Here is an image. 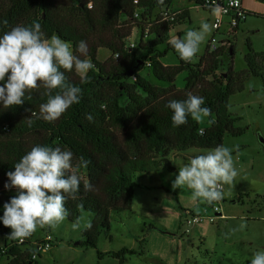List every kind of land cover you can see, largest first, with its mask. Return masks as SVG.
Masks as SVG:
<instances>
[{"label":"trees","instance_id":"16d2710c","mask_svg":"<svg viewBox=\"0 0 264 264\" xmlns=\"http://www.w3.org/2000/svg\"><path fill=\"white\" fill-rule=\"evenodd\" d=\"M195 1L211 10L205 0ZM173 3L174 0H164L161 6L157 0H0V21L9 22L8 27L0 25V35L12 26H27L36 20L47 38L58 35L71 44L77 55V42L85 40L88 54L81 59L95 65L87 73V83H81L74 70L65 71L67 82L79 86L82 96L54 122L38 118L39 106L47 101V96L41 94L43 88L26 93L23 105L8 109L0 105V217L4 203L17 195L15 188L4 186L9 182L7 173L15 170L14 164L35 145L68 149L74 154V165L80 157L89 161L78 172L89 180L93 190L85 192L81 183L76 198L66 201L67 218L75 222L83 212H91L92 227L84 229L82 243L96 248L99 259L112 256L125 264L128 255L142 250L125 246L103 251L98 244L102 235L112 237L113 212H132L138 178L162 169L175 173L179 168L173 156L188 159L192 155L184 152L192 148H215L223 144L227 134L245 132L244 127L235 126L238 117L230 112V98L245 89L250 77L260 76L264 81V51L254 50L247 36V68L238 71L233 65L235 43L230 38L228 45L217 50H211L209 44L196 63L180 58L178 64H165L162 58L174 48L168 43L161 49V45L168 41L171 28L190 18L188 8L175 9ZM167 10L175 12L174 19L164 15ZM248 16L264 18L255 12H246ZM246 18L235 28V34ZM101 48L108 49L110 56L100 58ZM184 71L187 76L180 87L176 80ZM189 93L205 98L202 107L210 109L208 125L189 116L185 125L173 126L172 110L165 105L170 100H185ZM29 95L31 99H27ZM86 113L93 115L94 122L85 119ZM29 119L33 121L31 126ZM11 231L1 220L0 255L8 257L7 264L37 262L33 257L36 250L27 245L30 239L23 243L9 239ZM140 244L142 249L144 241Z\"/></svg>","mask_w":264,"mask_h":264},{"label":"clouds","instance_id":"9594fccd","mask_svg":"<svg viewBox=\"0 0 264 264\" xmlns=\"http://www.w3.org/2000/svg\"><path fill=\"white\" fill-rule=\"evenodd\" d=\"M157 3L162 6L164 0H157ZM0 25L8 27L9 22L4 19ZM209 31V24L201 22L199 29L187 30L183 38L170 37L168 43L189 63ZM76 53L79 55L58 35L47 38L36 20L31 25L17 24L3 32L0 35V82H4L0 84L2 108L23 105L26 93L43 88L41 94L47 96V101L39 106L38 118L47 122L59 119L70 106L79 103L82 96L79 86L67 82L65 71L74 70L81 83H87V73L95 67L91 60L81 59L88 54L85 40L77 42ZM204 103V97L189 93L187 99L170 100L165 106L172 110L173 126L179 127L188 122L189 116L200 122L209 115L210 109L202 107ZM85 119L94 122L91 113H86ZM32 123L29 119V126ZM73 159V152L60 146L35 145L14 164L15 170L7 173L9 182L4 186L9 190L15 188L17 195L4 203V213L0 217L3 225L12 229L9 239L23 242L37 227L55 229L68 217L66 201L76 198L81 183L85 192L93 190L89 180L78 172L81 167L86 168L89 161L80 157L74 165ZM236 176L231 149L221 144L207 153L189 156L188 162L179 166L172 188L187 186L192 190L193 199L212 204L223 198V186L231 184ZM72 227L79 229L81 220L78 218ZM84 227L90 230L91 221ZM244 227L240 225L241 229ZM249 261L250 264H264V251L253 252Z\"/></svg>","mask_w":264,"mask_h":264},{"label":"rangeland","instance_id":"374dc122","mask_svg":"<svg viewBox=\"0 0 264 264\" xmlns=\"http://www.w3.org/2000/svg\"><path fill=\"white\" fill-rule=\"evenodd\" d=\"M173 6L174 8H188L190 18L171 28L169 38H183L187 30L199 29L201 22H205L210 26V31L201 43L199 52L192 60L194 63L198 62L206 53L213 35L218 39L229 37V39L234 40L233 65L238 71L247 68L245 60V55L248 52L247 36H250L254 50L264 51V18L248 16L236 34L231 31L227 22H224L220 31L217 32L213 29V21L219 13L217 10H214L215 13L212 14L211 10L204 8L195 0H174ZM136 37L135 32L132 39L135 40ZM168 41L161 45V49L168 45ZM70 47L72 49L71 44ZM109 56L110 51L108 49L101 48L99 50L100 58L105 59ZM162 60L165 64L174 65L179 63L180 56L175 49H171ZM223 66L226 68V64ZM186 76V71L179 74L176 84L182 87L185 84ZM230 112L238 117L235 126L244 127L246 130L241 135L227 134L222 144L231 149L233 160L238 158L235 168L237 176L231 184L224 185L223 198L219 201L220 211L225 216L218 215L213 223L205 221L210 224V231L206 237H202L203 230H195L191 234L184 232L180 237L182 243L180 242L177 245L178 257L183 256L181 261L176 264H250L249 260L253 252L264 251V193H262L264 192V177L263 182H261L258 180L259 178L252 180L250 176L253 171L264 172V148L261 153L258 152L259 148L262 147L260 138H264V81L262 77H250L245 83V89L231 96ZM201 123L208 125V117H203ZM211 149L213 148H192L184 154L199 155L207 153ZM172 159L178 168L188 162V159L181 156H173ZM156 172L159 175L157 178H153V181L161 180L163 187H170V190L173 191L172 181L175 180L179 170L175 172L176 174L169 173L164 169ZM147 178L152 179L149 175H141L138 178L139 185L147 182ZM231 186H236L235 191L240 194L235 191L234 193L231 192L229 188ZM137 188L132 212L112 213L110 232L112 237L102 235L98 244L99 249L103 251H105L104 249L119 250L125 246L133 247V245L139 251L145 249V243L142 246L143 248H140V242L142 241L140 238H137V242H133L132 234L138 233L141 238L146 235V225H149L148 223L151 220L145 217L143 207L146 205L144 200L149 196L151 197V190L141 186ZM139 188L141 189L139 190ZM180 189L192 191L187 186L177 188L174 191ZM160 191L161 189H153V193ZM242 194V199L238 201ZM203 203V206L196 207V209H201L198 213L205 217L214 215L215 212L211 205L206 202ZM152 204H156L155 199ZM202 207L206 208V211ZM92 218L93 214L91 212H83L79 229H73L72 224L74 222L68 220V218L55 229L49 226L37 227L33 235L29 237L31 243L27 245L33 247L36 242L42 241L47 234L52 235L53 245L42 257H38L37 262L33 264H119V260L112 256L99 259L96 248L82 243L84 240V224L91 221ZM205 222L203 223L205 224ZM241 224L245 225L243 229L240 228ZM191 230H193V227H191ZM127 234L132 241L127 239ZM181 245H183L182 255ZM146 256L149 255L145 253L142 255L140 253L130 254L125 264H158L155 261H146ZM7 262L8 257L0 255V264H7Z\"/></svg>","mask_w":264,"mask_h":264},{"label":"crops","instance_id":"0c3cea01","mask_svg":"<svg viewBox=\"0 0 264 264\" xmlns=\"http://www.w3.org/2000/svg\"><path fill=\"white\" fill-rule=\"evenodd\" d=\"M175 9H180V8H175ZM243 9L246 12H255L264 15V3L258 0H243ZM213 11L214 10H211L212 14L215 13ZM263 148L264 145L262 143V147L259 148L258 152L261 153ZM237 160H233L235 168H236ZM157 173L158 172H155L153 175H149V177H152V179L147 178L148 179L147 182H144L143 184L140 183V185H138L145 189L151 190V197L149 196L144 200L146 202V205H144L143 207V210H145V217L151 220V222L148 223L149 225H146V229H147L146 235L143 238H141V236L138 233H134L132 234V239L133 242H137V238H140L142 241H144L145 249L140 254L142 255L145 253L149 255L146 256V261L151 260L152 262L155 261L158 264H176L181 261L183 256L182 255L183 245H181L182 256H180V258L178 257V247H177L178 243L180 244L181 242L180 237L185 232L184 228L186 227V223H184L185 221L182 212L184 210H189L196 214H200L198 213V211L201 209L200 208L196 209V207L199 205L203 206L204 203L201 202L200 199H193L192 191H184L182 189L177 191L174 190L171 191L170 187L169 188L163 187V183L161 180L153 181V178L158 177L159 174L157 175ZM250 176L252 180L259 178L258 180L263 182L262 179L264 177V172L253 171V173L250 174ZM157 182H159V184H157ZM154 188L161 189V191L153 193ZM229 188L231 192L234 193L236 186H231ZM137 189L138 188H136L133 202L135 200V196L138 191ZM140 189L141 188H139V190ZM238 194L240 193L238 192ZM154 199L156 201V204L151 205ZM240 199H238V201ZM203 210L206 211V208H203ZM221 214H223L221 211H218L216 213L217 216ZM150 224H156V226L152 227ZM159 227L163 229H160ZM192 227L193 230H191V232L189 233L191 234L195 230H203L202 237H206L210 231V224L206 222L205 224L200 223L193 225ZM127 239L129 241H132V239L129 237L128 234H127ZM134 246L135 245H133V247ZM104 250L111 251L118 249H104Z\"/></svg>","mask_w":264,"mask_h":264},{"label":"built area","instance_id":"2783aa9c","mask_svg":"<svg viewBox=\"0 0 264 264\" xmlns=\"http://www.w3.org/2000/svg\"><path fill=\"white\" fill-rule=\"evenodd\" d=\"M205 6L209 7L211 10H217L218 16L213 21V29L215 31H220L224 22H227V25L230 27L231 31H235V28L239 25V23L246 18V11L243 9V0H205ZM167 17L174 19L175 12L172 10H167L164 14ZM229 37H224L222 39H218L215 35H213L210 39V48L211 50H217L222 46L228 45ZM135 44L132 42L131 47H134ZM200 132H203V129H200ZM224 190V186H223ZM208 204V203H207ZM211 205L215 214L209 217H205L202 214H196L189 210H184L182 212L185 217L186 227L184 228L186 233L191 231V227L196 224L203 223L205 221L209 223H213L216 220V213L220 211V203L214 202ZM221 217L225 215L221 214ZM23 242H26L24 239ZM22 242V243H23ZM53 245V237L48 234L42 241H38L35 243L33 248L36 252L33 254L34 258H38L39 254H43L51 249Z\"/></svg>","mask_w":264,"mask_h":264},{"label":"water","instance_id":"95a60500","mask_svg":"<svg viewBox=\"0 0 264 264\" xmlns=\"http://www.w3.org/2000/svg\"><path fill=\"white\" fill-rule=\"evenodd\" d=\"M231 54H233V50H232V48H231ZM130 73H133V71H131ZM261 141H262V143H263V145H264V138H261Z\"/></svg>","mask_w":264,"mask_h":264}]
</instances>
